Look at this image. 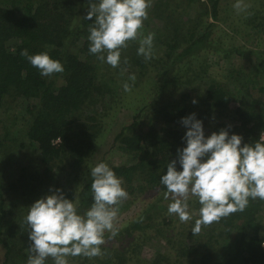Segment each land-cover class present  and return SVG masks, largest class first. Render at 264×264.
I'll use <instances>...</instances> for the list:
<instances>
[{"label": "trees", "instance_id": "1", "mask_svg": "<svg viewBox=\"0 0 264 264\" xmlns=\"http://www.w3.org/2000/svg\"><path fill=\"white\" fill-rule=\"evenodd\" d=\"M211 1H213L212 9L215 10L218 0ZM162 2L163 5L155 3V15L166 18L165 22L171 24L176 21L175 25L169 24V31L164 40L167 41L172 32L175 41L187 42V47L178 53L171 47L170 51L160 57L157 56L159 53H153L149 64L152 67L155 65L160 71L156 70L158 78L154 84L151 73L146 77L147 85L144 89L154 96L142 109L157 115L161 114L162 118L170 123L178 118L179 110L184 113V107H180L178 103H162L165 100L168 85L162 80L161 70L167 65L166 62L175 64L177 59L186 54H189L188 63H190L194 56L192 51L195 47L196 49L203 47L205 41L204 37L202 39L201 36H196V31H190L182 36L180 30L184 26L182 22L177 21L179 14L174 8L175 1ZM88 10V0H0V111L4 108L2 113H6L5 104L12 105L16 101L25 105L24 137L27 144H33L38 153L35 154L33 166L25 164L28 170L25 167L20 168L21 177L19 178L18 174L11 188L15 192L18 190V194L41 191V189L48 194L50 191L60 189L68 199H74V189H77L80 211H86L93 203L92 177L83 184L80 173L82 162H86L95 150L98 127L92 125L94 117L91 114H86V118H81V115L84 111H91L93 114L98 103L100 107L111 103L109 98L113 93L110 82L114 80L111 75L112 67L98 60L97 56L89 51L88 29L94 20L89 21L84 18ZM78 18L79 21H77ZM8 41L12 43L11 47L7 46ZM175 46L176 44L173 47ZM22 49H28L30 55L47 51L53 59L60 61L64 71L53 75H62L63 82L57 85L54 82V76H42L37 68L20 55ZM135 53L137 54V50H132L128 44L127 48L121 49V58L127 59V63L124 62L127 66L136 64L141 67L140 78L145 77L147 71L143 56H134ZM261 61L260 66L264 69V56ZM100 65H103L102 68ZM263 72L260 73L259 78L264 83ZM235 74L232 76L230 72L229 76L236 81L234 88L240 87L239 95L232 92L223 82H211L205 89L208 103L215 109L225 110L229 100L236 101L234 108L236 124L228 126L226 122L215 123L212 132L227 129L229 135L235 133L242 137L241 146L254 144L264 132V100L254 97L249 91V83L255 84L257 78L243 81L241 76L244 74L239 71ZM235 78H238V83ZM263 83L259 86L262 94L264 93ZM138 84L134 82L132 86L136 87ZM136 88L141 89V87ZM120 91L118 102L129 101L127 91ZM2 119L3 117L0 116V124ZM135 126H137L136 123L123 127L115 134L112 147L117 146L118 150L129 156V160L125 164L111 165L110 168L122 180V187L128 193L133 189L134 180L140 183L139 190L158 187L160 190L167 191L166 187L160 183V179L163 174H166L167 164L171 160H177V170H182L178 163L177 150L186 146L184 139L186 131L170 126L156 128L154 119H149L148 124L140 125L138 129H135ZM144 126L147 127L145 130H143ZM6 136L5 133L0 140V147L8 139ZM55 140L58 142L54 143ZM18 147L26 146L24 142H20ZM102 160L98 163L103 162ZM23 172H27L28 177H25ZM58 176H61L60 183L57 180ZM263 210L264 200L250 198L244 211L232 213L204 228L197 242L186 247H176L174 262L167 253H158L147 260L139 258L138 255L134 257L136 246L131 245L123 252V258L108 253L102 264L131 262L132 264H180L183 262L182 259L186 260L185 264H264V236L260 234L258 223L259 217L264 215L260 214ZM20 220L19 217L8 218L7 216L6 221H2L0 217V243L5 247V264H10L7 262L10 260L9 257L12 258L15 235L4 240L2 230L10 235L12 224L16 223L14 227L20 230L16 240L22 244V248L27 250L31 244L28 235L29 226L26 221L23 222L25 224L23 226ZM141 225L140 222H133L124 229V233L131 236L133 230L146 227ZM192 235L193 233L190 232L189 236ZM124 253L128 255L127 258ZM16 256L23 258V254H15L13 261Z\"/></svg>", "mask_w": 264, "mask_h": 264}, {"label": "rangeland", "instance_id": "2", "mask_svg": "<svg viewBox=\"0 0 264 264\" xmlns=\"http://www.w3.org/2000/svg\"><path fill=\"white\" fill-rule=\"evenodd\" d=\"M162 1L164 0H150L151 7L148 9V18L143 22V28L141 29L143 36H147L149 33L154 34L153 53H159L157 55L159 57L170 51L171 47L176 53L185 50L187 47V42L177 43L173 38L172 32L168 36L167 41L164 40L171 23L165 22L166 18L162 16H156V10L154 9L155 3L158 2V4L163 5ZM172 1H175L174 8L179 14L177 21L182 22V26H184L180 30L181 35L196 31V36H201L202 39L204 37L205 41L203 47L199 49L195 47V50L192 51L194 56L191 58L190 63H188L189 54H186L177 59L175 64L171 65L170 62H166L167 65L161 70L162 80L168 85L165 100L162 103H178L180 107H184V113L179 110L178 118L168 123L162 118L161 114L157 115L152 111L142 109L154 96L144 89L147 85L145 83L146 77L151 73L150 76L154 84L158 78L156 70L160 71V69L155 67V65L152 67L149 64V60H145L142 57L147 74L145 77L140 78L139 71L142 68L136 64L127 66L124 63L125 59L120 58L119 66L111 68V75L114 78L113 82H110L112 83L111 91L114 95L109 98L111 103L105 104L103 107H100L98 103L93 114L91 111H84L85 113L82 112L81 115V118H86L88 114H91L94 117L92 125L98 126L96 129L97 143L95 150L92 156L81 164L82 170L80 174H82L83 184L91 178V167H94L101 159L109 167L128 162L129 156L118 150L117 146L112 147L115 134L123 127L126 128L136 123L135 129H138L140 125L148 124L149 119H154L156 128L170 126L171 128L187 131L181 120L192 113H195L196 118L202 121L205 136L211 135L213 124L215 123L226 122L228 126L236 124L237 119L234 117L236 101L229 100L226 104V109H221V111L209 105L205 94V89L209 83L223 82L228 85L232 92L239 95L241 93L240 87L237 86L239 89L234 88L236 81L229 76L230 72H232V76L236 75L237 71L244 74L241 76L243 81L257 78L255 79V84L249 83V91L254 97L264 100V93L262 94L259 91V86L263 83L259 77L261 76L260 73L264 71L263 67L260 66L261 58L264 56V0H244V3L250 5V7L240 12L233 7L236 0H218L215 10L212 9L213 1L211 0ZM77 21H79V18ZM166 23L168 24L167 26L165 25ZM175 24L176 21L171 25ZM6 44L9 47L12 45L9 41ZM128 44L134 51L139 47L138 40L128 41ZM175 44L176 46L173 47ZM133 55L140 56L136 53ZM128 56L130 57V55ZM102 66L100 65L101 68ZM191 69H193L192 72ZM132 74L136 76L135 82L139 83L136 87H141V89L132 86L131 91H127L129 101L118 102L120 90H124V83L127 82L132 85L133 82L128 79ZM53 76L51 75L50 77ZM54 77V82L57 85L63 82L62 75ZM235 79L238 83V78ZM193 99L196 100V103L192 102ZM126 104L127 106H124ZM5 107L7 108L6 113H2L5 110L4 108L0 111V116L3 117L2 124H0V140L3 139L5 133L8 138L0 147V217L2 221H6L7 216L8 218L19 217L21 222H17L25 226L23 222L26 221L29 206L37 199L51 194L52 191L45 194L41 189V191H28L26 194H18V190L16 192L12 190L11 185L14 184L15 178L18 174L19 178L21 177L20 168L25 167L28 170L25 164L33 166L35 154L38 153L33 144H27V140L24 137V130L26 129L23 120L24 117L26 118L25 105L16 101L12 105L5 104ZM138 110L140 111L138 112ZM146 128L144 126L143 130ZM20 142H24L26 147L19 148ZM57 142L58 140L54 141V143ZM23 175L28 177L27 172H23ZM61 176L57 177L59 178L57 179L59 183L60 181L62 182ZM139 185L140 183L134 180L132 182L133 189L128 193V199L118 205L119 213L115 221V228L118 230V234L110 238V234L108 232L105 233V242L101 245L103 255L91 259L84 256L68 257L69 264H102L108 253L112 256L122 257L125 249L131 245L136 246L134 257L138 255L139 258L147 260L152 259L158 253H167L170 254L171 261L174 262L176 260V247H186L197 242V238L204 232V228L210 226H202L199 234L189 236V233L192 232L191 229L194 227L195 219L199 218L201 205L198 199L194 196H189L188 210L193 219L182 223L178 216L168 213V205L173 201L171 198L165 199L166 191L160 190L158 187H147L139 190ZM74 190V202H76L78 190ZM84 212L85 210L80 211L78 204V213L83 214ZM260 214H264V210ZM133 222H140L146 227L141 230L135 229L132 231V235L128 236L124 233V229ZM258 223L260 225V234L264 236V215L259 217ZM14 224L16 223L12 224V228L8 227L11 228L10 235L2 230V237L4 240H8L14 234L12 258L15 254H23V258L16 256L15 261H13L9 257L12 261L8 260L7 263L15 264L17 260L16 264H27L29 251L27 248H22V244L16 240L20 230L14 227ZM17 229L19 231H16ZM120 231L122 232L120 233ZM4 254L5 247L0 243V264H5ZM125 254L124 256L127 258L128 255ZM182 261L180 264L187 263L185 259H182ZM45 264H53V260L48 258ZM129 264H132V262Z\"/></svg>", "mask_w": 264, "mask_h": 264}, {"label": "clouds", "instance_id": "3", "mask_svg": "<svg viewBox=\"0 0 264 264\" xmlns=\"http://www.w3.org/2000/svg\"><path fill=\"white\" fill-rule=\"evenodd\" d=\"M88 3L84 18L94 20L88 29L89 51L98 60L118 67L121 49L128 47V41L136 40L139 41L137 55L145 60L153 58L154 34L143 36L141 32L148 18L150 0H88ZM233 7L240 12L250 5L236 0ZM20 55L42 76L64 71L61 62L47 51L30 55L28 49H22ZM128 79L134 83L135 74ZM131 87L127 82L123 85L125 91H131ZM181 123L187 129L186 146L177 150L182 170H177V160H171L160 179L167 189L165 199L173 201L168 205L170 215L178 216L182 223L192 220L188 199L190 195L196 197L201 207L191 231L197 235L202 226L244 211L250 198L264 200V137L241 146L242 137L229 135L227 129L205 136L202 121L195 113L182 118ZM90 175L93 203L83 214L78 213V201L66 198L60 189L29 206L26 223L31 244L27 264H45L48 258L53 264H69L68 257L102 256L105 233L110 238L118 234L115 228L118 205L128 199V192L107 163L91 167Z\"/></svg>", "mask_w": 264, "mask_h": 264}, {"label": "built area", "instance_id": "4", "mask_svg": "<svg viewBox=\"0 0 264 264\" xmlns=\"http://www.w3.org/2000/svg\"><path fill=\"white\" fill-rule=\"evenodd\" d=\"M261 137H264V132L261 133L260 138H261Z\"/></svg>", "mask_w": 264, "mask_h": 264}]
</instances>
